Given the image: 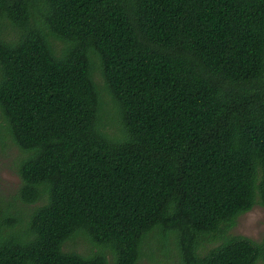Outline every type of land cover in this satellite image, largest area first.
I'll use <instances>...</instances> for the list:
<instances>
[{"label": "trees", "instance_id": "1", "mask_svg": "<svg viewBox=\"0 0 264 264\" xmlns=\"http://www.w3.org/2000/svg\"><path fill=\"white\" fill-rule=\"evenodd\" d=\"M4 134L0 264H264V0H0Z\"/></svg>", "mask_w": 264, "mask_h": 264}, {"label": "rangeland", "instance_id": "2", "mask_svg": "<svg viewBox=\"0 0 264 264\" xmlns=\"http://www.w3.org/2000/svg\"><path fill=\"white\" fill-rule=\"evenodd\" d=\"M99 84L104 86V82L99 75H96ZM104 99L107 102L105 113L108 116V111L112 109L113 103L109 102V95L105 91ZM110 104V105H109ZM109 122L113 123L114 130L120 126L117 117H114L109 112ZM20 150L14 144L11 137L4 134L0 138V205L1 207H11L19 204L21 200L14 198L20 186V177L17 170ZM41 203V201H38ZM230 234L245 235L255 241L264 239V205L255 204L249 210L238 215L235 225L230 229ZM66 251H76L80 253L93 252L97 249L95 244L87 239L78 240L76 243L66 242L64 245ZM154 259L150 256H143L136 264H175L174 256L168 258L162 254L160 250L154 251ZM110 259V264H112Z\"/></svg>", "mask_w": 264, "mask_h": 264}]
</instances>
